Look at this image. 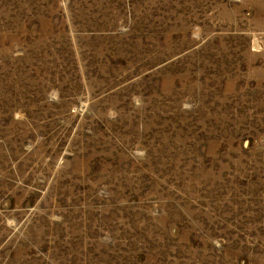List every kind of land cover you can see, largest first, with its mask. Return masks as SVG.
Listing matches in <instances>:
<instances>
[{"label":"rangeland","instance_id":"obj_1","mask_svg":"<svg viewBox=\"0 0 264 264\" xmlns=\"http://www.w3.org/2000/svg\"><path fill=\"white\" fill-rule=\"evenodd\" d=\"M0 264H264V0H0Z\"/></svg>","mask_w":264,"mask_h":264}]
</instances>
